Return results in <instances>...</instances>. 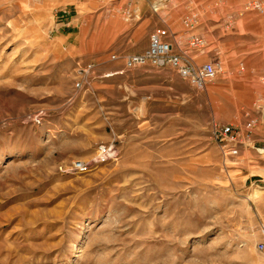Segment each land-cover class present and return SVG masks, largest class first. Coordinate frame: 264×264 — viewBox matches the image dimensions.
I'll return each mask as SVG.
<instances>
[{"label": "rangeland", "instance_id": "obj_1", "mask_svg": "<svg viewBox=\"0 0 264 264\" xmlns=\"http://www.w3.org/2000/svg\"><path fill=\"white\" fill-rule=\"evenodd\" d=\"M161 2L0 0V264H264V78L239 69L198 89L171 69L107 77L153 35L183 51L200 38L198 65L237 66L212 32L264 3ZM102 144L117 160L61 173Z\"/></svg>", "mask_w": 264, "mask_h": 264}, {"label": "built area", "instance_id": "obj_2", "mask_svg": "<svg viewBox=\"0 0 264 264\" xmlns=\"http://www.w3.org/2000/svg\"><path fill=\"white\" fill-rule=\"evenodd\" d=\"M151 1V0H145ZM171 0H162L161 3H169ZM252 9L257 11L264 10L263 6L254 3ZM154 12L159 11V6H153ZM197 23V16L192 15L186 20L185 27L189 31L193 30ZM172 44L162 40L158 35L151 37L149 49L142 54L128 56L124 59V70L108 75L107 77H114L122 75L125 72L133 71L135 69L153 67L156 69H171L175 71L181 79L189 82L192 86L198 89L204 88L207 84L216 81L220 76L225 74L223 64L220 62L206 63L198 65L196 53H203L206 49V42L200 38H193L189 44L190 50H176ZM117 56H112V61H118ZM93 66L81 70L85 75L93 72ZM83 82L78 81L75 84L76 89H82ZM43 114L36 115L31 118L33 123H41ZM216 136L226 145H232L229 152L231 155L238 154V137L235 130L230 126H224L216 129ZM228 147V146H227ZM119 152L114 144H102L98 146L95 154L87 161L78 160L73 162L69 167L61 168L63 175H86L94 169L117 160ZM259 249L264 251V242L259 245Z\"/></svg>", "mask_w": 264, "mask_h": 264}, {"label": "crops", "instance_id": "obj_3", "mask_svg": "<svg viewBox=\"0 0 264 264\" xmlns=\"http://www.w3.org/2000/svg\"><path fill=\"white\" fill-rule=\"evenodd\" d=\"M261 1L264 3V0ZM198 18L197 16V20ZM229 20V22H226L225 19H223L222 22H218L222 23V25H219L218 28L212 32V35L215 33L213 36H215V42L217 43L218 56L224 54L226 50L228 54L236 55V60L240 62L237 66H227L225 73L229 76H234L239 69H241L247 70L257 77L264 78V46L262 41L264 35V16H248L243 13L241 15H234L230 17ZM239 23H242L243 26L239 27ZM225 27L227 31H232L226 36L223 35ZM247 39L249 41H247ZM229 44H231L232 47H229ZM213 59L214 57L210 55L206 58V61H211ZM254 62L258 63L257 66L252 64ZM224 87L229 88L230 86ZM238 97L237 93L234 92L232 99V103H235L233 105V111L239 114L240 107L236 105L240 100Z\"/></svg>", "mask_w": 264, "mask_h": 264}]
</instances>
